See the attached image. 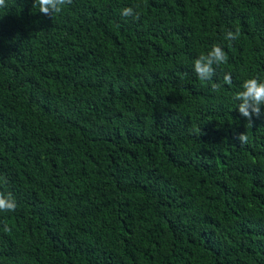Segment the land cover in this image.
Listing matches in <instances>:
<instances>
[{"label": "trees", "instance_id": "obj_1", "mask_svg": "<svg viewBox=\"0 0 264 264\" xmlns=\"http://www.w3.org/2000/svg\"><path fill=\"white\" fill-rule=\"evenodd\" d=\"M7 4L0 264H264V107L250 124L234 99L264 79V0Z\"/></svg>", "mask_w": 264, "mask_h": 264}, {"label": "clouds", "instance_id": "obj_2", "mask_svg": "<svg viewBox=\"0 0 264 264\" xmlns=\"http://www.w3.org/2000/svg\"><path fill=\"white\" fill-rule=\"evenodd\" d=\"M73 3V0H35V4L39 6V12L45 16L54 17L61 13L65 6ZM7 0H0V9L7 8ZM122 15L125 17L132 16L139 19V13L132 7H126L122 10ZM240 36V31L237 28L235 32L228 31L226 38L236 40ZM228 55L220 45H213L207 54L200 55L194 61V71L201 81H211L215 75V67L226 64ZM226 84L232 83L231 74L224 76ZM213 90H217L218 86L212 84ZM242 91H239L234 97L239 101L238 111L247 118L248 123L252 124L253 115L260 117L262 115V107H264V79L259 76H254L244 80L241 84ZM237 139L241 144L248 142V136L245 133L239 134ZM0 183L7 184V180L0 177ZM18 204L14 195L10 191L0 190V213H13L17 210ZM11 227L6 223L3 226L5 233L11 232Z\"/></svg>", "mask_w": 264, "mask_h": 264}]
</instances>
